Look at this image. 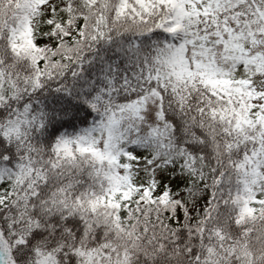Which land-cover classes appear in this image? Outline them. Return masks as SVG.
Wrapping results in <instances>:
<instances>
[{
    "label": "snow or ice",
    "instance_id": "6c2138e0",
    "mask_svg": "<svg viewBox=\"0 0 264 264\" xmlns=\"http://www.w3.org/2000/svg\"><path fill=\"white\" fill-rule=\"evenodd\" d=\"M0 264H264V0H0Z\"/></svg>",
    "mask_w": 264,
    "mask_h": 264
}]
</instances>
